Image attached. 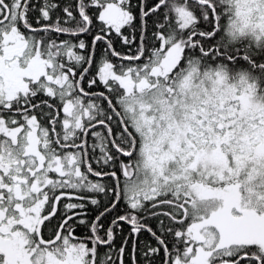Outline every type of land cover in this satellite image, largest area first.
I'll return each mask as SVG.
<instances>
[{"label":"snow or ice","instance_id":"6c2138e0","mask_svg":"<svg viewBox=\"0 0 264 264\" xmlns=\"http://www.w3.org/2000/svg\"><path fill=\"white\" fill-rule=\"evenodd\" d=\"M126 255L264 264V0H0V264Z\"/></svg>","mask_w":264,"mask_h":264},{"label":"trees","instance_id":"16d2710c","mask_svg":"<svg viewBox=\"0 0 264 264\" xmlns=\"http://www.w3.org/2000/svg\"><path fill=\"white\" fill-rule=\"evenodd\" d=\"M141 239H142V240H146V239H149V237H147V235L144 234V235L141 236ZM116 243H117V246H119V244H120V240L117 239ZM129 251H130V247H129ZM128 259H129V258H128V256L126 255V256H125L126 264H127Z\"/></svg>","mask_w":264,"mask_h":264}]
</instances>
